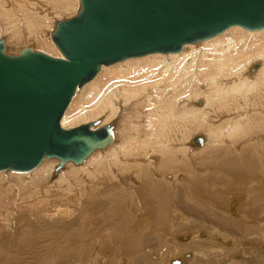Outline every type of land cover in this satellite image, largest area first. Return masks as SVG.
Returning a JSON list of instances; mask_svg holds the SVG:
<instances>
[{"label": "bare ground", "instance_id": "obj_1", "mask_svg": "<svg viewBox=\"0 0 264 264\" xmlns=\"http://www.w3.org/2000/svg\"><path fill=\"white\" fill-rule=\"evenodd\" d=\"M19 1L18 7H15L17 6L15 5L13 9L5 11V13L0 11V15H3L4 19L0 32L9 31V39L15 38L20 40L22 39L21 35L25 37L23 39L28 37L30 40H35L36 45L31 41L20 45L9 44V48L8 40L5 38L7 51L19 52L23 45L30 44L33 48L61 56V51L55 45L50 35L54 22L58 18L53 20L49 29L51 18L53 17H48L50 14L49 9L54 7L52 10L54 9L55 11V9L58 10L63 6L66 7L64 8L66 11L74 13L78 7V0H64L65 3L63 5H59L58 0H30L31 4H26L29 9H26L21 4L23 1ZM4 2L8 4L9 0H0V10H3ZM64 16L68 15H63L62 17ZM46 17H48V20H45ZM44 24L46 25L45 29H43ZM43 30H45L44 36L39 39V34H43ZM45 34L53 42L47 39ZM3 35H0V37ZM253 62H257V67H250ZM127 103H133V115H135L133 128L137 134L131 133L133 136L120 138L117 142L115 134L117 135L118 129L122 127L121 115ZM134 103L136 104L134 105ZM142 103L147 110L145 111L143 108L145 112H138V106ZM256 105H264V27L245 29L239 25H230L211 37L194 43L184 44L183 49L180 51L151 52L144 55L130 56L111 64L101 65L100 69L90 80L76 89L60 122L66 127L95 118L100 119L99 125L112 121L114 132L112 142L103 148L92 151L81 163L66 162L56 172L54 168L59 164L58 157H45L33 169L23 171L25 173L0 170V174L3 173L2 171H6L5 173L12 175L24 176L21 179L23 184L20 185L21 182L16 186L5 184L0 178V225L5 232V237L3 236V238H6L5 242L6 240L10 244L13 242L12 234L17 223L22 222L31 215H37L39 212L44 211V216L48 213L64 215L62 220L66 223L64 227L66 229L47 230L45 232L46 236L42 233L40 234L41 231L39 233L35 232L37 234L33 233V236L30 233L34 231V227L37 225H46L47 220L45 218L44 220L33 219L32 224L23 227L18 239V248H21L26 257L20 256L17 264H68L69 261H76L82 258L83 254H85L82 250H85V252L91 251V248H99L96 251V256H92L91 260L89 259L88 261L81 260L79 263L92 264L93 259L96 258L94 264H100V257L106 251H109L108 249L104 251V248H112L110 253L115 248H121L122 245L123 248H136V244L141 242L133 239L126 240L120 237L126 232V229L124 230V226H122L124 218L118 213L121 208L118 207L120 209L117 212V210L115 211L116 203L114 206H109L110 210H107L111 214L110 217L107 216L108 212L104 213V210H99L105 204L103 201H107L108 199H113L114 201L121 200L115 192L112 195L109 192H113V189L115 190L114 187L127 179L126 176H129L128 171L138 168V172L141 173V170L145 168L139 162V160H142V155L146 157V165L148 167L149 165L152 166L151 171L154 172L153 174L157 171L155 164H158L160 154H165V158H169V162H174L176 160L174 159L175 153L177 152L185 154L188 163L199 172L200 168L198 170V166H196L195 160L193 161L191 153L188 155V152L192 150L189 146L201 147L205 143L214 145L226 143L232 147L235 146L236 137L246 134L249 127L246 126L248 119ZM139 107L142 110L141 106ZM225 114L227 117L224 118ZM196 133L202 136L201 143L191 141L192 136ZM141 135H143V138H141ZM176 145H180L179 147L182 149H173ZM258 149L261 151L260 147ZM112 152L114 154L113 161H108L109 163L105 165L101 164L103 156L107 153L110 156ZM122 160L125 161L122 162ZM121 162L129 166H125L126 168L128 167L126 169L127 172L123 171L124 166H120ZM128 163H134V165L131 166ZM237 164L240 166L243 164L246 167L248 161L243 160L242 163ZM231 165L234 166L236 164L231 163ZM229 166L230 162L227 163V167ZM232 166L228 170L234 169ZM196 170L195 173H197ZM47 171L51 172L50 178L52 179L50 181L41 180L39 176L42 177ZM122 171L124 173H121ZM134 171V173H137V169ZM237 171H239L238 166ZM114 173L117 176L121 173L120 178L117 179ZM179 174V178L174 177L172 180L169 179L171 180L170 182L162 179L172 185L168 184L170 189L172 188V195L174 196L178 193L177 183H185L186 185L184 186H187L190 194L199 199L201 198V201L206 202L205 204L209 205L211 209L217 210L221 215L231 221L237 222L243 228V234L240 236L235 234L232 239L242 240V237L251 236V233H253V228L251 227H258L264 223L263 207L262 214H260L261 212L255 214L251 211L252 209H249V205L254 209V207L257 208L261 204V197L255 196L253 199L251 196L252 200L249 197L253 191H261L262 186L252 187L250 190L247 189V191L242 188V190H236V193L228 191L229 204L237 202V205L224 208L212 201L209 197L211 194L207 195L205 191V195L200 192L199 188H195L196 183L201 184L203 180L197 182L196 177L190 179V175L187 172L184 175ZM140 177L137 174V177L132 179L135 187L131 186V189L133 188L132 191L135 192L133 194L136 197V203L134 207L135 222L131 225L136 227L143 218H149L146 220L149 224L148 229L156 232L160 231L164 237L169 236V249L170 247L171 249L166 250L164 255L161 253V256L156 258L157 261H160L162 258L165 262L162 261V264H168L177 253L178 255L182 254L179 255L182 257L185 251L178 244H174V242L183 240H185L183 243L185 250L193 240H196L194 242L199 244L197 246L198 244L195 243L197 248H213L212 253L219 255H224L229 250V248H224V246H231H227L221 240L229 238L227 235L229 232L225 229L226 226L232 229L231 224L229 225L226 221L217 219L214 213L213 217L204 214L205 210L201 215L202 211L197 209L199 210L198 212L197 210H193L194 207H191V205H187V209L190 210L192 208L191 210L193 211L191 213H196L207 221L212 220L213 223H203L194 221L193 219L194 222L200 223V225L191 227L192 233L190 235L182 236L181 233H178L180 230H171L172 223H170L169 215H171L170 205L173 203L170 202L172 199L169 197V193L166 192L167 190L161 189L162 187L159 186V183L154 181H149L148 185V180L145 181L146 179L141 178L142 182H139ZM128 183L132 185L131 180ZM203 184L205 183L203 182ZM205 185L201 186L204 187ZM142 186H144L145 191H143ZM217 193L216 191V195L214 196L218 199L219 195ZM63 201L67 204L64 208L60 206V202L62 203ZM181 201L179 206L182 210H185L186 206ZM253 202L254 204L251 205ZM117 203L120 204L119 201ZM72 205L78 209L77 216H74V221L68 219L75 214V211L73 212L71 209ZM124 210L123 214L125 215ZM71 211L72 215L69 214ZM98 211L100 214H96ZM174 212L176 213V211ZM183 214L180 211L178 217L175 215L177 220L185 221L186 217ZM189 216L187 219L193 218ZM156 218H158L157 220L160 219V223L154 226ZM197 220L200 219L197 218ZM72 225H75V227H72ZM247 226H251L249 227L250 229H247ZM140 227L139 229H141ZM84 229L87 231H83ZM26 230L28 231L24 232ZM103 230L111 231L110 239H108L109 244H111L110 247L107 245L108 242L106 241L104 232H102ZM119 233L121 234L120 236ZM87 236H90V238ZM36 237H40L39 240H43L42 242L46 243L40 242L43 245L37 252L30 251L31 242L33 243V239ZM139 238H141L140 235ZM204 239L209 241H204ZM262 239L258 240V242L249 241L254 252L250 255L245 254L239 249L236 252L233 249L229 250V255L227 254L228 256L222 260L221 264H262L259 261V257H257L258 255L264 256V238ZM210 240L214 243L211 244ZM56 243H61V245L59 244L58 246ZM235 246L236 244L233 247ZM0 248L3 247L0 245ZM141 251L139 250L138 252L141 253ZM201 251L204 250L190 251V257L183 261L185 262L184 264H193L198 254L202 256ZM138 252H123L121 259H128L127 263L132 264L136 260L133 259L138 257V254L140 255ZM1 253L4 254L0 252V264H10V258L5 262L6 256H2ZM145 254L153 256L149 252ZM204 256L206 255L204 254L202 257ZM72 257L74 259H70ZM67 259L70 260L60 263L62 260L66 261Z\"/></svg>", "mask_w": 264, "mask_h": 264}, {"label": "water", "instance_id": "obj_2", "mask_svg": "<svg viewBox=\"0 0 264 264\" xmlns=\"http://www.w3.org/2000/svg\"><path fill=\"white\" fill-rule=\"evenodd\" d=\"M230 25L264 27V0H78L76 11L56 19L50 31L61 56L30 44L9 52L1 36L0 170L28 171L45 157H58L55 172L68 161L83 162L112 142V121L65 127L60 119L101 65L180 51ZM191 141L201 143L202 136Z\"/></svg>", "mask_w": 264, "mask_h": 264}, {"label": "rangeland", "instance_id": "obj_3", "mask_svg": "<svg viewBox=\"0 0 264 264\" xmlns=\"http://www.w3.org/2000/svg\"><path fill=\"white\" fill-rule=\"evenodd\" d=\"M37 1H39V0H37ZM19 2H20L19 0H16V1L15 0H11V1L9 0L8 4H9V6L12 5L11 7H9L8 4H6L7 2H4L3 3V5H4L3 10H0V11L1 12L3 11L2 13H5V11H10L11 9L14 8L15 5H17L15 7H18ZM21 2H22L21 4L23 6H25L26 9H29V7L27 5L31 4L30 0H21ZM58 2H59V5H63L65 3L64 0H58ZM52 8H54V7H52ZM52 8L49 9L50 14H49L48 17H52L53 16L51 18L52 20L50 19L51 23H50L49 29L51 28V25H52L53 20L55 18H60L63 15H69L70 13H72V12L66 11L64 9L66 7H63V6H62V8H60L58 10L55 9V11H54V9L52 10ZM48 17H46L45 20H48L47 19ZM3 24H4L3 15H0V27ZM45 27H46V25L43 27V29H45ZM44 32H45V30H43V34H41V33L39 34V39L42 36H44ZM0 35H3L4 38H7L8 46H9V44L10 45H18V44L20 45V44H25V43H28V42H31V41L34 42L35 45H36V41L35 40H33V39L30 40L28 37H26V39H23L25 37H23L22 35L20 36V37H22V39H20V40H17L15 38L9 39V31H6V32L2 31V32H0ZM45 36L50 41L52 40V39H50L47 36V34H45ZM44 39H45V37H44ZM47 39H46V41H48ZM51 42H53V41H51ZM9 48H10V46H9ZM135 104L136 103H134V105ZM132 105H133V103H131V104L127 103V105L125 106L124 111H123V113L121 115V117H122L121 120H122L123 124L121 125L122 126L121 129L120 128L118 129L117 135L115 134L117 142H118V140L120 138L130 137V136H133V134H137L136 130L133 128V124H134V121H135V115H133L134 114V112H133L134 111V109H133L134 107ZM139 106H141L142 110H140ZM139 106H138V109H139L138 112L139 111H144V109H145V111L147 110V108H144L145 105L143 103L139 104ZM263 107H264V105H262V106L256 105L254 107V111L251 112L250 117H249L248 122H247V125H246V126H249L246 134L241 136V137H236V139H235V141H236V145L235 146L236 147L235 146L232 147V146H230V145H228L226 143L225 144H220V145H214V144H211V143H205L201 147L187 145V146H189V148L192 149V150H190V152H188V155L191 153V155L193 157V161L195 160V164H196V166H198V170L200 168V171H199L200 173L188 163V160H187V157L185 156V154H182L181 152H177V153H175V158L174 159H176V160H174V162L173 161L169 162V158H165V156H166L165 154H160L161 156H160V159H158V162H157L158 164H155V167H156L155 169L157 171L155 172V174H153L154 172L151 171L152 166L149 165V167H148L146 165L147 164V163H145L146 162V157H144L145 155H142L143 156L141 158L142 160H139V162L142 165H144L145 168H143L141 170V173L138 172V168H136L137 169V171H136L137 173H134L135 172L134 170H136V169L132 168L134 170L128 171L129 176H131V178H129V176L126 174L127 175L126 176L127 179H125V181L124 180L121 181V184H118L116 187H114L115 190L113 189V192L112 191L109 192L111 195L115 192V194L119 197V199H121V200H118L120 202V204L117 203L118 202L117 200L114 201L113 199H108L107 201H103V202H105V204L102 205V207L99 209V210H104V213L108 212L107 216L110 217L111 214H109L110 212L107 209H109V206H114V204L116 203L115 204V207H116L115 211L117 210V212H118V210L121 208L118 213L121 214L122 217L124 218V222L122 223V226H124V230L126 229V232L124 233L125 236L121 235L120 233H119V236L121 235L120 237L122 239L125 238L126 240H128V239L138 240V242H141V243L136 244L137 245L136 248H123V245H122L121 248H115L112 253H110L112 248H104V251L106 249H108L109 251L108 252L106 251L102 255V257H100V260H101L100 264H129V263H127L128 259H125V258L121 259L122 253L123 252L136 253L139 250H142V251H141V253L138 252V253H140V255L137 253L138 257L133 259V260H135V259L136 260L132 264H162V261H163L162 258L160 260L161 262L157 261L156 258L160 257L161 253L164 255L165 251L169 249V246H170L169 236L164 237L162 232H160V231L159 232L151 231L150 229H148V225L149 224H148V222H146V220H148L149 218H145V219L143 218V220H141V222H139V225L141 227L139 225L136 226V227H133L131 225V224H133L135 222V220H134V217H135L134 207H135V203H136V197L133 194L134 191H132L133 188L131 189V186L135 187V185H133V180L132 179L137 177V174H138V176H141L139 182H142L141 178H143L144 180L146 179L145 181L148 180L147 181L148 185H149V183L151 181L157 182V183H159V186L162 187L161 189H163L165 191L167 190L166 192L169 193V197H171V199H172V201H170V202L173 203V204L170 205V214L171 215H169L170 223H172L171 230L172 229L173 230L174 229L180 230V232H178V233H181L182 236L184 235V237H185V235H190V233H192L191 230H190L191 227H196L197 225H200V223H197V222H194V221L203 222V223L204 222H207V223L212 222L213 223L212 220L207 221L202 216H199L196 213H195L196 215L194 213H191L193 210L199 209L200 211H202L201 212V215H202L203 211L205 210L204 214H208L211 217H213V213H214V215L217 217V219L224 220L229 225L231 224L230 226H231L232 229L228 228V226H226V229H225L226 231L229 232L227 234L229 236V238L227 240L226 239L221 240V241H224V243L227 244V246H231V247H225L224 246V248H229V250L233 249L234 252H236L239 249L240 251H243L245 254L250 255L253 252V248H252V246H250L251 244H250L249 241L251 240L253 242H258V240L264 238V232H263L264 231V223L261 226L259 225L258 227L247 226V229H250L249 227L253 228L252 229L253 233H251V236L248 235L247 237H242V240H234V239H232L234 237L233 235L236 234L237 236H240L241 234H243V232H242L243 228L240 225H238L237 222L229 220L228 218H226L223 215H221L217 210H215L213 208L211 209L209 205L205 204L206 202L204 203L203 201H201V198L199 199L198 197H195L192 194H190L189 190L187 189V186L186 187L184 186V185H186L185 183L184 184H179V183L176 184V185H178L177 186L178 193H177V195H174L175 196L174 197L172 195V192H171L172 188L170 189V186H172V185L167 183V182H170L172 179H174V177L179 178L180 177L179 173H181V175H184L187 172V174L190 175L189 176L190 179H193V178L196 177L197 182H200L201 180H203L201 184H197L196 183V185H195V188H199L200 192L204 193L206 191L207 195H210V194L212 195L215 192L214 195H216V191H217L218 192L217 194L219 195L218 199L214 195H212V196L210 195L209 197L212 199V201L217 203L218 206L221 205L224 208H226V207L229 208L231 206L233 207V206L237 205V202L235 204H231V205L229 204L230 202L228 200L229 199L228 198V194H229L228 191L236 193L235 192L236 190H239V189L242 190V188H243V190L247 191V189L250 190L252 187L256 188L258 186H262L263 190L261 189V191H259V192L257 190L253 191L250 194V197H249L251 200H252V198L254 199L255 196L256 197H261V204L259 206H257L258 209L256 207H254V209H253L249 205V209L250 210L252 209L251 211L253 213H255V214L261 212L262 211V207H263V210H264V172H262V171H264V108ZM223 117L225 118V117H227V115L225 114ZM249 122H250V124H249ZM131 133H133V134H131ZM141 138H143V135H141ZM179 146L180 145H176V147L173 148V149L177 148V150H181L182 148H180ZM259 147L261 148V151H259V149H258ZM113 156H114L113 152L110 154V156H109L108 153L105 154V156H103L101 164L105 165V164L113 161V159H114ZM108 157H110V158H108ZM184 158H186V159H184ZM106 159H109V160H106ZM243 160H247L248 161V164L246 166L247 168L243 164H241V166L237 164V163H242ZM124 161L125 160H122V162H124ZM122 162H121L122 165L120 164V166L121 167L124 166L123 171L127 172L126 169L129 166L126 163L124 164ZM229 162H230V166H232L231 163L232 164H236V165L232 166L234 169L228 170V168L230 166L227 167V163H229ZM70 164H72V163H70ZM128 164L131 165V166L134 165V163L133 164L128 163ZM125 166H128V167L126 168ZM237 166L239 167V171H237ZM195 170H196L197 173H195ZM201 170H204V171H201ZM123 171L121 173H124ZM2 172L3 173L0 174V178L5 182V184H12V186H16L17 184H20L22 182L21 179L24 177L23 175L17 176V175H12V174H9V173H5L6 171H2ZM29 172H31V171H29ZM114 172H115V170H114ZM182 172H184V173H182ZM21 173H25V172H21ZM121 173L118 174V176H117L116 173H114V176L117 179H119L120 176H121ZM201 173H203V174L200 175ZM244 173H246V174H244ZM50 174H51V172L49 173V171H47L46 173H44V175L42 177L39 176V178L41 180H44V181H47V180L50 181V179H52V178H50ZM197 175H198V177H197ZM147 176H149V177H147ZM165 176H166V178H165ZM161 177H163V178H161ZM162 179H165L167 182L165 180H162ZM167 179L168 180L171 179V180L168 181ZM222 179H223V181H221ZM130 180L132 182V185H130V183H128ZM259 180L261 181V183H260ZM203 182L206 185L203 184ZM219 182H220V184H219ZM22 184H23V182L20 185H22ZM145 185H146V183H145ZM201 185H205V186L203 187ZM157 188H159V187H157ZM228 188H229V190H228ZM142 189H143V191H145L144 186H142ZM212 191H213V193H212ZM253 193H255V194H253ZM251 196H252V198H251ZM178 197L179 198H183V199L179 200ZM177 199H178V201H177ZM181 200H183V201H181ZM180 201L183 203V205L186 206L185 210H182L180 208V206H179L180 205ZM109 202L112 203L113 205L110 204ZM202 202L204 203V205H203ZM62 203L60 202V206L61 207L64 208V207L67 206V204H65L64 201ZM253 204H254V202L251 205H253ZM255 204H257V203H255ZM187 205L188 206L191 205V207H194L195 209L193 208V210H191L192 208H190V210H191L190 211L189 209H187ZM118 207H120V208L118 209ZM71 209H72L73 212L75 211L74 212L75 214L72 217H69L68 219L74 221V216L75 217L77 216L78 209L74 205H72ZM122 209L125 211V215L123 214V210ZM172 209H173V212H172ZM199 210H197V211L199 212ZM11 211H12V209H11ZM72 211L69 214L72 215L73 214ZM174 211H176V213ZM177 211H178V213H177ZM180 211L184 213L183 216L186 217L185 221L177 220L176 216L177 217L179 216ZM44 213H45L44 211L43 212H39V214L31 215L29 218H26L22 222L17 223V225L15 226V230H14L13 234L11 233L13 235L12 238L15 240V242L13 240V242L11 244H10V242H8V240H6V242H5L6 238H3V236L5 237V234H4L5 232H4L3 228H2V226L0 225V231H1L0 232V245L3 247V248H0V252L4 253V254L1 253L2 256H6V259H4L5 262H7L8 258H10V259H12V260L9 259V261L11 262L10 264H17V260H18V258L20 256L26 257V255H24V252L21 250V248H18L19 247L18 239H19L20 232H22L23 227H25L28 224L29 225L32 224V222H33L32 220L33 219L34 220H44V218H45V220H47V224L46 225L42 224L44 226L37 225L36 227H34V231L30 232L31 236H33L34 235L33 233H35V232L39 233L41 231L40 234L42 233L43 235L46 236L45 232L47 230H50V229L51 230L52 229H54V230L55 229L56 230L57 229L58 230L59 229L60 230L61 229H66V228H64L66 223L63 222V220H62L63 219L62 217L64 215H61L59 213L58 214L57 213H48L46 216H44ZM262 213L263 212H261L260 214H262ZM96 214H100L99 211ZM186 214L188 216L190 215L189 217H193V218H191V219L188 218L187 219L188 216ZM191 214H192V216H191ZM193 214L195 215V217H194ZM181 215H182V213H181ZM40 216H42V217H40ZM157 216H158V213H157ZM197 218L200 219V220H197ZM157 219L158 218H156V220H155V222L153 224L154 226L160 223V219L159 220H157ZM193 219H194V221H193ZM122 221H123V219H122ZM190 222L192 223V225H190L191 224ZM153 225H151V226H153ZM72 227H75V225L74 226L72 225ZM139 227L141 229H139ZM36 228H38V229H36ZM142 228H143V230H142ZM182 230H183V232H182ZM255 230H257V231L255 232ZM261 230H262V233H261ZM27 231L28 230H26L24 232H27ZM83 231L86 232L87 230L84 229ZM102 232H104L106 241L108 242L107 245H109V247H110L111 244H109L110 242H109L108 239H110L111 231L110 230H103ZM52 233H53V231H52ZM142 233L145 234V235H143ZM35 234H37V233H35ZM139 235L141 236V238H139ZM260 236H262V237H260ZM87 237L90 238V236H87ZM39 239H40V237H36L35 239H33V243L31 242V248H29L30 251H36L37 252L41 248V246L43 245L42 243H46V242H42L43 240H39ZM153 241H155V242H153ZM194 241H196V240H193L192 242H190V245L187 246L186 250L184 248L185 245H183L185 240L180 241V242L178 241L176 243L174 242V244H178V246H180L185 252L183 254L184 257L183 256L182 257L179 256V255H182V254L178 255V253H177L172 260L178 261V264H184L185 262H183V261L190 257V251H194V250L199 251V249L204 250V251H201V253H202V256L204 254L206 256L202 257V256H200L198 254L199 256L197 255L196 259L193 261V264H221L222 260H224L225 257H227L229 255L228 254L229 250H227L224 255H219V254H216V253H212L213 248L212 249L211 248H204L203 249L201 247L197 248V246H199V244L194 242ZM204 241H209V240H205L204 239ZM40 242H42V243L40 244ZM56 242H58V241L56 240ZM195 243L198 244V245L195 246L196 245ZM212 243H214V242L211 241V244ZM57 244H58V246H59V244L61 245V243H56V245ZM146 244L149 245V246H147ZM215 244H218V243H215ZM234 244H236L237 247L236 246L233 247ZM194 246H195V248H194ZM97 249H99V248H91V251H86V252H85V250H82V251H84L83 253H85V254H83V257L80 258L79 260L69 261L70 259H74V257H72L70 259H67L66 261L62 260L60 263H64V262L69 261L68 264H83V263H79V262H81V260H84V261H88L89 259L91 260L92 256H96ZM170 249H171V247H170ZM4 250H5V252H4ZM209 250H210V252H209ZM116 251H117V253H116ZM148 252H149V254H152L153 256H149V255L145 254V253H148ZM205 252H207V253L209 252V253L207 254ZM8 255H10V256H8ZM13 255H15V256L13 257ZM185 255H187V256H185ZM118 256H120V257H118ZM257 257H259V259H260L259 261L262 264H264V256L263 255L262 256L258 255ZM175 258H177V259H175ZM172 260L168 264H171ZM9 261H8V263H9ZM95 261H96V258L93 259L92 264H94Z\"/></svg>", "mask_w": 264, "mask_h": 264}]
</instances>
